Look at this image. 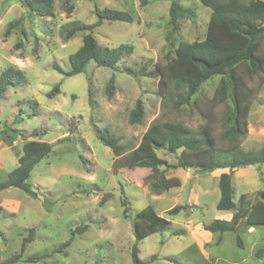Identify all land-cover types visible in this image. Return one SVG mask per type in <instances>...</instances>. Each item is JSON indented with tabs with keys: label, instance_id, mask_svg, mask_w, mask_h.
Instances as JSON below:
<instances>
[{
	"label": "rangeland",
	"instance_id": "obj_1",
	"mask_svg": "<svg viewBox=\"0 0 264 264\" xmlns=\"http://www.w3.org/2000/svg\"><path fill=\"white\" fill-rule=\"evenodd\" d=\"M142 1L54 0L53 15L43 17L29 12L20 0H0V74L13 66L22 69L26 77L24 83L9 86L0 100V181L19 165L25 140L52 144L50 154L34 167L28 179L37 197L17 187L0 191V261L20 252L23 238L34 228L23 259L14 264H133V220L150 204L172 225L139 241V257L145 264H174L173 257L178 264H264V224L222 234L203 228V223L228 219L230 213L244 211L260 198L264 163L234 170L237 206L223 211L217 209L220 188L213 172L169 167L166 176L179 178L181 185L155 194L147 185L151 170L125 167L115 171L112 149L95 132V127H109L119 136L126 147L122 157L139 145L152 122H180L194 130L206 126L217 146L229 145L221 136L232 100L213 101L219 98L221 75L205 81L193 103L174 110L160 93L159 77L139 73L144 65L150 71L156 64H164L171 53L166 40L171 0ZM180 2L196 11L194 18L181 20L180 37L186 42L203 39L211 9L200 0ZM95 6L133 14L132 23L103 21L92 31L102 47L131 44L134 51L114 69L90 61L83 72L66 76L54 65L64 71L71 68L69 57L82 45L84 32L65 39L62 27L74 20L95 23ZM17 20L20 23L6 36L8 25ZM20 41L22 45L17 46ZM260 54H264V43ZM129 67L135 72H129ZM238 70L250 90L248 135L241 148L258 150L264 146V81L261 75L250 76L245 65ZM112 75L115 90L110 97L107 85ZM57 83L60 93L51 98L47 94ZM138 98L144 102L145 114L140 123H133L130 115ZM33 100L39 103L36 114ZM34 131L37 134L33 135ZM181 152L157 150L170 164H177ZM124 197L130 207L127 212ZM184 204L187 207L178 214H168L170 208ZM85 225L87 229L76 234L64 253L36 262L25 260L62 244L73 229ZM176 230L183 232L174 234ZM238 235L243 246L238 245ZM259 249H263L261 257L256 256Z\"/></svg>",
	"mask_w": 264,
	"mask_h": 264
},
{
	"label": "trees",
	"instance_id": "obj_2",
	"mask_svg": "<svg viewBox=\"0 0 264 264\" xmlns=\"http://www.w3.org/2000/svg\"><path fill=\"white\" fill-rule=\"evenodd\" d=\"M23 7L29 12L39 16L50 17L54 13V0H20ZM203 5L211 9L206 35L201 40L193 42L183 41L180 37L181 20L194 18L196 11L191 6L183 5L180 0H171L169 6V31L166 40L170 45L171 53L166 56L164 64H156L154 70L148 71L147 66L139 69L141 75L159 77V89L166 102L174 110H179L183 105L193 103L192 98L201 85L214 75H221L217 88L219 98L214 97V102L232 100V106L226 111L223 119L224 133L222 140H227L229 145L219 147L216 140L206 126L197 130L189 128L180 122L164 121L152 122L141 137L139 145L127 156L122 157L126 147L121 144V139L112 133L109 127H95L98 138L109 146L116 157L113 168H149L147 185L155 194H161L181 185L177 177H167L169 167L196 168L200 171L212 172L217 168H230L231 172L222 173L219 177L220 198L217 209L223 211L235 210L237 203L234 201L235 188L233 185V169L245 168L251 165L264 163V146L258 150L244 151L241 148L242 139L248 135L247 115L249 112L248 101L250 90L247 83L239 73V66L245 65L250 76L261 75L264 81V54L260 49L264 43V0H200ZM147 2L143 0L142 3ZM71 12V7L68 8ZM94 14L97 20L93 24H86L74 20L63 25L62 32L65 39L77 33L84 32L82 45L70 55L71 68L64 71L55 64L60 72L72 76L84 71L90 61L99 66L116 68L118 63L134 51L131 44H121L118 47H102L93 34V29L103 21L134 22L133 14L127 10L99 8L95 6ZM17 20L8 25L5 35L8 36ZM24 32V31H22ZM18 42L17 46H21ZM129 72H135L131 67ZM26 80L25 73L18 67H8L0 74V100L9 86L19 85ZM115 90V76L112 75L107 85L108 95L111 97ZM60 93L57 83L49 92V97ZM39 103L32 101L34 114L38 112ZM145 114L144 102L141 98L136 100L131 111V122L140 123ZM3 132L0 130V133ZM37 131L33 132V135ZM24 137L23 133H18ZM158 149H165L169 153L181 150L177 157V164H170L157 154ZM52 151V144L42 140H25L19 165L14 168L5 180L0 181V191L9 187H17L33 197L38 193L29 184L28 179L34 167ZM163 167V168H161ZM260 198L250 208L234 212L230 220L216 218L209 223H203V228L210 232L227 231L238 232L244 227L264 224V190L259 191ZM125 212L130 207L126 197L122 200ZM187 205H175L168 210L169 215H176ZM172 221L159 215L155 208L148 204L138 211L133 220V233L135 243L132 246L131 258L133 264H145L139 257L138 243L151 233L170 228ZM87 225L77 227L71 231L70 238L62 244L41 253L26 257L28 262L42 260L55 253H64L71 245L76 234L84 232ZM35 229L30 228L22 240L20 252L14 253L0 264H14L23 259L28 242L33 240ZM176 230L174 234L182 233ZM221 237L218 241H221ZM239 246H243L241 237L237 236ZM263 249L256 252L257 257L263 255ZM152 258H155L153 256ZM178 264L175 258H170Z\"/></svg>",
	"mask_w": 264,
	"mask_h": 264
},
{
	"label": "crops",
	"instance_id": "obj_3",
	"mask_svg": "<svg viewBox=\"0 0 264 264\" xmlns=\"http://www.w3.org/2000/svg\"><path fill=\"white\" fill-rule=\"evenodd\" d=\"M252 166V165H251ZM248 167H250V166H247V167H245V169L246 170H248ZM235 169H233V172H235L234 171ZM213 172V175L215 176V178H218V180H219V177H220V175L222 174V173H225V172H231V169L230 168H217V169H215L214 171H212ZM231 217H232V214L230 213L229 214V217H228V219L227 220H230L231 219Z\"/></svg>",
	"mask_w": 264,
	"mask_h": 264
}]
</instances>
